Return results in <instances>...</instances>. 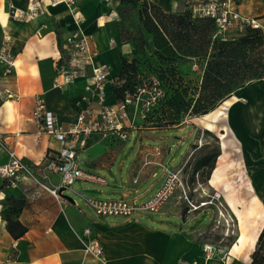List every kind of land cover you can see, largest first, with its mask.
<instances>
[{
	"label": "crops",
	"instance_id": "obj_1",
	"mask_svg": "<svg viewBox=\"0 0 264 264\" xmlns=\"http://www.w3.org/2000/svg\"><path fill=\"white\" fill-rule=\"evenodd\" d=\"M37 1H40L38 15L19 19L11 15V7L26 10L28 0H0V48L3 35L9 34L12 37L10 54L14 61L12 72L6 75L3 74L4 65L0 63V167L8 162L9 151H13L33 167L42 183L60 187L59 175L42 177L40 168L58 144L52 136L38 133L32 111L34 97L41 95L46 108L66 127L76 120L84 106L80 103L88 94L86 86L91 82L90 67L86 66L83 74L71 84L62 88L54 86L56 63L63 52L64 38L75 28V20L80 18L91 48L97 51L95 63L108 65L112 78L120 71L121 56L132 57V46L118 39L116 0H76L78 11L75 15L64 2L52 6L49 0ZM149 1L166 12L174 11L177 4L176 0ZM230 5L241 15L256 20L264 32V0H230ZM187 67L191 68L182 66ZM196 72L200 75V71ZM262 90L264 79L250 83L236 94L253 102ZM105 93L107 103L117 100L111 85L106 86ZM91 105L94 106V102ZM237 109L238 105L230 118L235 126L234 133L240 134L243 127L234 121ZM141 112L140 104L131 106L133 125L123 129V137L118 134L108 138L95 135L78 153L81 167L104 176L106 185L78 180L62 190L61 202H58L31 179L23 178L13 183L5 181L0 174V212L5 197H24L27 202L17 217L26 228L21 237L15 239L0 217V264H100L83 250L81 232L87 226L101 243L108 264H203L199 242L189 238L190 234L205 226L196 224L200 210H193L191 217L183 218L178 208L166 206L156 213L159 221L143 213L132 219L119 218L110 222L96 216L87 204L88 198L143 201L160 186L163 167L181 168L183 172L193 161L205 130L194 120L201 117H187L177 125L154 127L140 124ZM174 130L183 136L171 134ZM246 135L252 137L248 132ZM184 146L185 149L180 151ZM248 146L259 156L251 173L259 174V183L264 184V157L261 155L264 146ZM178 151L180 157L171 165ZM217 165L218 160L215 168ZM215 187L221 189V186ZM231 246L226 263L212 259L211 264H236L232 261L238 256L244 264L250 262L253 248L245 263L242 255L229 254Z\"/></svg>",
	"mask_w": 264,
	"mask_h": 264
},
{
	"label": "trees",
	"instance_id": "obj_2",
	"mask_svg": "<svg viewBox=\"0 0 264 264\" xmlns=\"http://www.w3.org/2000/svg\"><path fill=\"white\" fill-rule=\"evenodd\" d=\"M116 2L118 39L132 46V57L121 56V68L112 86L114 97L124 99L152 82L160 90L141 125L166 127L177 125L187 117H201L240 89L264 79L261 28L246 25L234 37L219 33L213 19L192 13L187 0H176L175 10L169 12L149 0ZM59 65L60 59L56 63ZM196 71L200 75L196 76ZM204 133L212 135L216 144L202 154L195 152L193 161L183 171L188 174L184 180L187 187L195 181L200 183V176L208 181L221 154L218 136L208 130ZM202 147L206 146L201 145L197 150ZM5 181L10 180L5 178ZM1 204L0 217L5 227L15 239L21 237L26 228L17 217L25 208L26 199L8 196ZM248 264H264V225Z\"/></svg>",
	"mask_w": 264,
	"mask_h": 264
},
{
	"label": "built area",
	"instance_id": "obj_3",
	"mask_svg": "<svg viewBox=\"0 0 264 264\" xmlns=\"http://www.w3.org/2000/svg\"><path fill=\"white\" fill-rule=\"evenodd\" d=\"M59 2H64L74 15L77 13L76 0H49L52 6ZM187 5L194 15L213 19L219 33L225 34L231 27L246 25L261 28L256 20L241 15L231 7L230 0H187ZM39 6L40 1L28 0L26 10L11 7L10 13L14 18H33L38 15ZM80 21V18L75 20V28L63 40V52L59 58L61 65L56 66L54 86L62 88L71 84L83 74L86 66L90 67L91 82L86 86L88 94L82 97L80 103L84 106L80 109L76 120L66 127L60 123L58 117L51 110L46 108L41 95L34 97L32 111V117L38 126V133L52 136L58 144V148L47 155L40 168L42 177H47L48 174L59 175L60 187H49L42 183L36 176L33 167L13 151H9L8 162L0 167V174L4 178L13 183L23 178L31 179L49 192L58 202H61L62 190L70 187L75 181L80 180L99 185L107 184V179L104 176L81 167L78 159L79 151L95 135L100 138H108L117 134L123 137V129L133 125L130 117L131 106L140 104L142 108L140 117L143 119L148 108L160 96V90L156 87V83L152 82L150 85L138 88L134 95L127 94L124 99L107 103L105 89L106 86L115 84V78L110 77L108 65L95 63L97 51L91 48L89 38L81 28ZM11 43L12 37L9 34H4L0 48V63L4 65V75L10 74L13 69L14 61L10 54ZM192 68L195 70L196 65H193ZM91 102H94V106L91 105ZM163 171L164 177L160 186L143 201L123 198H88L87 204L98 217L132 219L143 213L156 214L176 190L180 189L185 193V189H188L181 168L172 169L165 166ZM81 241L85 254L92 256L100 264H108L103 247L99 240L92 236L89 226L83 228Z\"/></svg>",
	"mask_w": 264,
	"mask_h": 264
},
{
	"label": "rangeland",
	"instance_id": "obj_4",
	"mask_svg": "<svg viewBox=\"0 0 264 264\" xmlns=\"http://www.w3.org/2000/svg\"><path fill=\"white\" fill-rule=\"evenodd\" d=\"M242 30L243 27H231L226 31V35L234 37L242 32ZM197 75L198 73L196 72ZM261 92L260 94L258 93V98L253 102L249 98L247 100L244 96L238 97L237 94L225 101L231 103L235 110L236 105H238V111H236L237 117L235 116L234 121L236 120L237 126L243 127L239 131L241 135L238 134L240 138L235 136V126L234 124L232 125L229 110H222L224 114L219 117V121L214 130L206 127L205 119L202 116L200 119L194 120L196 124L204 126L205 130L218 136L221 153V135L224 134L225 138L231 141V145L227 148L223 159L225 170H223L218 179V183H211L209 180L203 181L200 176V183L195 181L193 184H190L188 189H185V193L180 189L176 190L162 207V209L166 206L169 208H178L183 218L191 217L194 212L193 210L198 209L201 211V215L197 218L196 224L205 226L200 231L190 234L189 238L199 242L198 247L203 254L201 261L203 264L213 263L212 259L221 260L226 263L229 246L233 240L236 241L237 238L238 240L240 238L242 229L240 217L243 218V223L247 226H252L253 223L257 222L259 217L262 220L264 219V184L259 183V174L252 175L251 173V169L255 168L258 163L259 159L257 158L259 156L255 155L253 150L249 149L248 146L250 144L252 146H260L261 148L264 146V90ZM225 102L214 111L222 108ZM246 131L249 135H252L251 138L246 135ZM198 132H201V130ZM171 134L178 137L183 136V133L176 130L172 131ZM244 136L247 137V140ZM199 143L200 146H206L196 151L201 154L211 150L216 144L213 136L206 133L200 137ZM185 147H181L180 151H183ZM180 151L176 153L175 160L171 165H174L176 159L180 157ZM261 155L264 157V150ZM217 160L219 161V157ZM182 175L184 180L188 176L187 172H182ZM215 186H221V189ZM146 215L157 221L160 220L156 214L146 213ZM104 218H107L110 222L119 220V218L114 217ZM137 218L144 222L140 217ZM166 219L168 220V218ZM189 232H192V230ZM238 240L231 246L229 254L237 256L234 253V248L240 245L238 244ZM232 263L244 264L240 256L234 262L232 261ZM194 264H199V262Z\"/></svg>",
	"mask_w": 264,
	"mask_h": 264
},
{
	"label": "bare ground",
	"instance_id": "obj_5",
	"mask_svg": "<svg viewBox=\"0 0 264 264\" xmlns=\"http://www.w3.org/2000/svg\"><path fill=\"white\" fill-rule=\"evenodd\" d=\"M251 88V87H250ZM248 100V98H246ZM251 104V103H250ZM224 108H220L216 111L210 112L206 115H203L202 118L205 119V123H206V127L210 130H214V128L216 127L217 122L219 121V117L221 115H223V111L222 110H229L230 114L231 112H234V108L232 107V104L229 102H225L223 104ZM238 135L235 133V136ZM222 141H221V149H222V153L219 156V161H218V165L217 167L214 169V171L211 174V177L209 179V182L211 183H218V179L220 178L223 170H225L224 168V157H225V153L227 151V148H229V146L231 145V141H229L228 138H225V135L222 134ZM238 138V137H237ZM240 222H241V233H240V238H239V243L240 245L235 247L234 249V253L238 254V255H242L244 258H246V260L243 258L244 262L246 263V261L248 260V256H249V252L252 250L253 245L257 239V236L260 232V230L262 229L263 225H264V219L262 220L260 217L258 218L256 223H253L252 226L247 227V225H245L243 222V218L240 217Z\"/></svg>",
	"mask_w": 264,
	"mask_h": 264
}]
</instances>
